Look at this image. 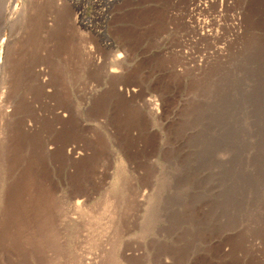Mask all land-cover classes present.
I'll return each mask as SVG.
<instances>
[{
    "label": "rangeland",
    "instance_id": "374dc122",
    "mask_svg": "<svg viewBox=\"0 0 264 264\" xmlns=\"http://www.w3.org/2000/svg\"><path fill=\"white\" fill-rule=\"evenodd\" d=\"M2 40L0 264H264V0H0Z\"/></svg>",
    "mask_w": 264,
    "mask_h": 264
},
{
    "label": "bare ground",
    "instance_id": "6f19581e",
    "mask_svg": "<svg viewBox=\"0 0 264 264\" xmlns=\"http://www.w3.org/2000/svg\"><path fill=\"white\" fill-rule=\"evenodd\" d=\"M2 42H3V40L0 42V47H1ZM102 240H103V239H102ZM102 240H101V241H102ZM107 241H109V240H107ZM104 242H105V241H103V243H104ZM110 242H111V241H109V243H110ZM99 243H100V242H99ZM101 243H102V242H101ZM103 243H102V245H103ZM105 243L108 244V242H105ZM103 251H104V250H103ZM103 251H102V252H103ZM105 251H106V250H105ZM99 252H101V251H99ZM123 252H124V251H123ZM104 253H105V252H104ZM125 254H126V253H125ZM99 255H100V254H99ZM104 255H105V254H104ZM104 255H103V256H104ZM101 256H102V255H101ZM103 256H102V259H103ZM99 257H100V256H99ZM122 257H123V259L126 258V257H124V253L122 254ZM100 258H101V257H100ZM102 259H101V261H102ZM103 260L106 261V260H108V259H105V258H104ZM124 260H125V259H124ZM105 261H104V262H105ZM99 262H100V260H99ZM102 262H103V261H102ZM102 262H101V263H102ZM104 262H103V263H104ZM106 262H107V261H106ZM108 262H109V261H108ZM110 263H111V261H110ZM110 263H109V264H110ZM106 264H107V263H106ZM111 264H112V263H111Z\"/></svg>",
    "mask_w": 264,
    "mask_h": 264
}]
</instances>
